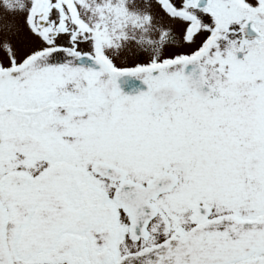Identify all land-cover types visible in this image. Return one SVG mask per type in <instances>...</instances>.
Segmentation results:
<instances>
[{
	"label": "snow or ice",
	"instance_id": "1",
	"mask_svg": "<svg viewBox=\"0 0 264 264\" xmlns=\"http://www.w3.org/2000/svg\"><path fill=\"white\" fill-rule=\"evenodd\" d=\"M0 264H264V0H0Z\"/></svg>",
	"mask_w": 264,
	"mask_h": 264
}]
</instances>
